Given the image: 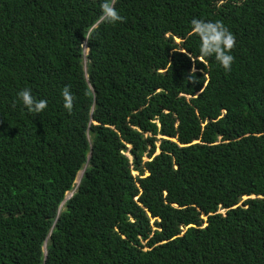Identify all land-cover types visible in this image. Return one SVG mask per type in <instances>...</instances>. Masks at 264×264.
<instances>
[{
  "label": "trees",
  "instance_id": "obj_1",
  "mask_svg": "<svg viewBox=\"0 0 264 264\" xmlns=\"http://www.w3.org/2000/svg\"><path fill=\"white\" fill-rule=\"evenodd\" d=\"M101 2L0 0V264H264V0Z\"/></svg>",
  "mask_w": 264,
  "mask_h": 264
},
{
  "label": "clouds",
  "instance_id": "obj_2",
  "mask_svg": "<svg viewBox=\"0 0 264 264\" xmlns=\"http://www.w3.org/2000/svg\"><path fill=\"white\" fill-rule=\"evenodd\" d=\"M116 3L117 0H102L100 4V15L88 28L87 35H83L85 41H92L93 34L101 24H115L116 22L124 21V17H122L116 10ZM190 24L192 33L200 39L198 57H193L187 50L183 52V54L188 56L189 60L192 61L190 77L193 79L195 78V65L197 62L203 65L207 64V60L205 59L207 57H214L225 71L230 72L231 65L234 61V57L230 53L236 45L234 34L223 24L222 21L219 20L213 22L193 18L190 21ZM81 48L83 49L87 47H85L83 43L81 44ZM203 75H205V73H203ZM208 79L210 80V76H208ZM61 96L63 99V107L71 113L74 104V97L68 86H65L61 90ZM17 98L23 104L24 108H26L31 114H40L48 106L46 100L34 98L31 94V89L25 88L18 91Z\"/></svg>",
  "mask_w": 264,
  "mask_h": 264
},
{
  "label": "rangeland",
  "instance_id": "obj_3",
  "mask_svg": "<svg viewBox=\"0 0 264 264\" xmlns=\"http://www.w3.org/2000/svg\"><path fill=\"white\" fill-rule=\"evenodd\" d=\"M126 148H128V146H126ZM155 153H156V152H155ZM124 154L128 157L127 153H124ZM143 159H144V158H143ZM131 175L135 176L136 173H131ZM79 176H80V172L77 173V176H76V179H75V180H77ZM75 182H76V181H75ZM66 195H67V198H68L69 195H70V192H69V193H66ZM244 199H245V197H242V198H241V201L244 200ZM217 212H219V213H223V210L218 209ZM203 220H204V218H203ZM152 221H153V219H150L149 223L151 224ZM203 225H204V224H203Z\"/></svg>",
  "mask_w": 264,
  "mask_h": 264
},
{
  "label": "water",
  "instance_id": "obj_4",
  "mask_svg": "<svg viewBox=\"0 0 264 264\" xmlns=\"http://www.w3.org/2000/svg\"><path fill=\"white\" fill-rule=\"evenodd\" d=\"M79 173V172H78ZM81 173L82 172H80V176H79V178L77 179V180H75L76 182H75V184H78V181H79V179H80V177H81ZM77 176V175H76ZM76 179V178H75ZM64 202V200L59 204V206H58V208H60V206H61V204Z\"/></svg>",
  "mask_w": 264,
  "mask_h": 264
},
{
  "label": "bare ground",
  "instance_id": "obj_5",
  "mask_svg": "<svg viewBox=\"0 0 264 264\" xmlns=\"http://www.w3.org/2000/svg\"><path fill=\"white\" fill-rule=\"evenodd\" d=\"M66 199H67V196H66ZM66 199H64V202L66 201ZM64 202L61 204V206H60V207H62V205L64 204Z\"/></svg>",
  "mask_w": 264,
  "mask_h": 264
}]
</instances>
